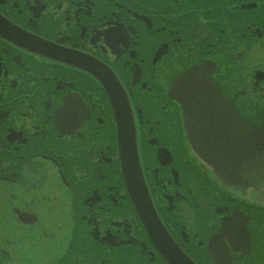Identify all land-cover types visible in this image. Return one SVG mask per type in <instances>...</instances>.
I'll return each mask as SVG.
<instances>
[{"label":"flooded vegetation","instance_id":"1","mask_svg":"<svg viewBox=\"0 0 264 264\" xmlns=\"http://www.w3.org/2000/svg\"><path fill=\"white\" fill-rule=\"evenodd\" d=\"M201 66L256 131L264 0H0V264H264V206L199 163L168 94Z\"/></svg>","mask_w":264,"mask_h":264},{"label":"water","instance_id":"2","mask_svg":"<svg viewBox=\"0 0 264 264\" xmlns=\"http://www.w3.org/2000/svg\"><path fill=\"white\" fill-rule=\"evenodd\" d=\"M199 74L200 71H194L186 78L191 75L193 79L198 78ZM181 81L184 82V79ZM172 94L180 104L183 127L195 154L231 191L254 201H264V149L257 145L254 134L247 136V133H241L240 130L245 129V126L240 120L231 123L227 119L234 112L229 105H224L214 85L204 84V81L202 84H175ZM113 105L120 113L119 104ZM121 120L118 121L119 151L125 156L123 150L132 152L134 147L128 148L123 140L125 128ZM241 134L243 138L236 148L238 152L230 157V153H233L230 151V143L239 139ZM247 139H250L248 144L245 142ZM124 161L128 185L136 186L139 190L135 155ZM161 234L157 245L165 250L168 245L167 236Z\"/></svg>","mask_w":264,"mask_h":264},{"label":"bare ground","instance_id":"3","mask_svg":"<svg viewBox=\"0 0 264 264\" xmlns=\"http://www.w3.org/2000/svg\"><path fill=\"white\" fill-rule=\"evenodd\" d=\"M227 119L231 122V123H236L234 120L233 116H228Z\"/></svg>","mask_w":264,"mask_h":264}]
</instances>
